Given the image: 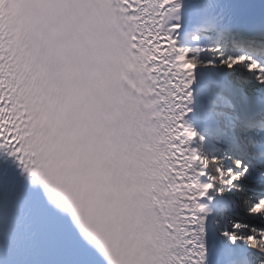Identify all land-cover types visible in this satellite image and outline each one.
<instances>
[{
    "label": "snow or ice",
    "instance_id": "snow-or-ice-1",
    "mask_svg": "<svg viewBox=\"0 0 264 264\" xmlns=\"http://www.w3.org/2000/svg\"><path fill=\"white\" fill-rule=\"evenodd\" d=\"M0 264H264V0H0Z\"/></svg>",
    "mask_w": 264,
    "mask_h": 264
}]
</instances>
